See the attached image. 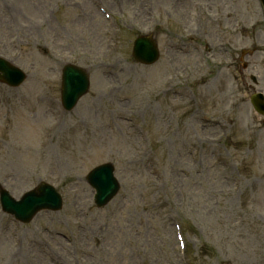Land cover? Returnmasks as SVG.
<instances>
[{
    "label": "rangeland",
    "instance_id": "obj_1",
    "mask_svg": "<svg viewBox=\"0 0 264 264\" xmlns=\"http://www.w3.org/2000/svg\"><path fill=\"white\" fill-rule=\"evenodd\" d=\"M102 2L114 25L94 0H0V55L28 73L0 82V183L20 198L44 180L64 198L28 223L0 205V264H264L260 0ZM141 32L160 44L152 66L132 57ZM68 62L91 78L71 111ZM104 161L121 188L99 208L86 175Z\"/></svg>",
    "mask_w": 264,
    "mask_h": 264
},
{
    "label": "water",
    "instance_id": "obj_2",
    "mask_svg": "<svg viewBox=\"0 0 264 264\" xmlns=\"http://www.w3.org/2000/svg\"><path fill=\"white\" fill-rule=\"evenodd\" d=\"M264 4V0H262ZM134 56L144 63H152L159 57L157 42L151 36L141 35L137 38L133 50ZM63 101L71 109L81 95L88 91L90 80L87 71L71 64L64 70ZM25 73L20 67L0 56V79L11 84L19 85ZM253 103L259 111L264 112V96H253ZM90 183L96 188V202L103 206L117 193L119 182L114 175V166L104 163L93 169L88 175ZM2 203L5 209L15 212L23 220H30L41 208L62 206L61 196L50 184L42 182L35 189L27 192L20 201L11 197L7 190L1 189Z\"/></svg>",
    "mask_w": 264,
    "mask_h": 264
}]
</instances>
